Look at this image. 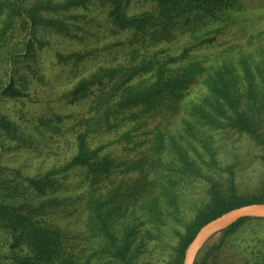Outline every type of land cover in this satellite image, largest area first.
<instances>
[{
  "label": "trees",
  "instance_id": "16d2710c",
  "mask_svg": "<svg viewBox=\"0 0 264 264\" xmlns=\"http://www.w3.org/2000/svg\"><path fill=\"white\" fill-rule=\"evenodd\" d=\"M23 1L0 0V48L13 31L31 35L24 45L26 55H33L45 45L41 31L75 37L93 28L110 38L113 35V40L87 50L58 51V61L77 64L96 53L129 46L123 61L98 66L70 91L75 100L94 95L89 115L79 122L73 156L58 168L6 183L9 194L0 197V227L7 252L1 259L6 257L10 264H90L105 259L136 264L139 248L132 238L133 228L122 236L112 228L118 213L133 201L147 208L148 219H155L166 192H159L160 186L166 188L182 176L203 177L208 162L209 168L218 165L213 154L207 163L202 155V162L190 156V149L198 147L176 129L179 119L182 130L193 132L199 125L209 138L217 131L247 134L262 146L264 160V46L256 52L257 58L218 67L190 58L186 40L182 48L178 46L185 36L190 40L220 30L240 0H143L150 7L136 13L130 10L132 0H35L28 6ZM125 31H132L124 36L127 40L117 38ZM94 35L100 40V35ZM15 76L1 86L2 94L24 95ZM198 80L205 87L201 99L185 102ZM0 132L18 145L31 143V137L20 134L4 116ZM113 141L122 143L128 153L117 156L107 151ZM134 147L138 152L129 157ZM76 167L83 170L85 185L73 198V210L79 221L83 218L85 229L73 232L47 215L56 212L58 201L70 198L56 194L57 176ZM211 182L209 200L181 234L170 264L184 263L186 249L207 222L231 209L264 203L262 197L238 196L233 184L225 192L220 182ZM18 192L24 197L20 199ZM262 219L242 218L221 234L227 237L246 221ZM200 253L195 264H208L209 255Z\"/></svg>",
  "mask_w": 264,
  "mask_h": 264
},
{
  "label": "rangeland",
  "instance_id": "374dc122",
  "mask_svg": "<svg viewBox=\"0 0 264 264\" xmlns=\"http://www.w3.org/2000/svg\"><path fill=\"white\" fill-rule=\"evenodd\" d=\"M33 2L35 0H24L23 4L28 6ZM149 7L143 0L130 2L132 13ZM230 16V21L222 23L220 30L216 32L190 40L187 36L181 38L179 48L183 47L186 40L191 47L190 58L199 59L211 67H218L227 62L239 66L243 58H257L256 52L264 46V0H240V5L231 9ZM40 33V36L45 38V45L33 55L25 53L24 41L31 37L26 32L20 34L13 31V36L0 48V117L12 120L20 134L31 137V143L23 146L4 137L0 132V197L9 194L6 191L7 182L43 174L62 166L73 156L75 136L80 129L79 122L83 116L89 115L94 95L75 100L70 91L98 66L123 61L129 46H125L122 51L111 49L96 53L80 63L64 65L57 59L58 51L87 50L113 40L114 36L110 38L108 33H100L95 28L91 29L90 33L75 37L48 31ZM94 34L100 35V40H97ZM131 34L132 31H125L124 34L117 35V38L127 40L128 37L124 36ZM15 65H18L16 76L13 73ZM13 75L18 86L24 88L25 93L22 96L11 97L2 94L1 86H6ZM204 91V85L198 80L192 85L184 101L197 103ZM182 126L184 123L179 119L176 129L181 130L185 140L198 147V150L190 149V156L202 162V155L207 163L213 154L218 160V165L217 168L213 165L209 168L208 162L205 165V168L209 169L207 175L182 176L176 181L174 179L166 188L160 186L159 192L162 189L166 192L162 208L157 211L155 219H148L144 215L147 208L143 204L133 205V201H129L128 208L122 209L124 212L118 213L112 228L119 236H122L127 228H133L132 238L139 248L136 264L171 263L177 254L176 248L181 234L185 232L198 210L209 200L212 179L220 182L225 192H228L233 184L238 196L264 198L263 149L256 140L235 131H217L209 138L204 132L205 128L199 125L193 129L194 133L182 130ZM197 129H200V132ZM145 147L140 146L138 149ZM107 148V151L117 156L128 153L124 145L117 141L110 143ZM138 149L134 147L129 151V157L137 154ZM57 178L59 191L56 194L70 198L68 201H58L54 210L56 212L49 213L47 217L73 232L84 230L83 218L79 221L77 211L73 210V198L85 185L83 170L72 168ZM78 183L80 185H77ZM17 196L21 199L24 193L18 192ZM76 222L79 223L78 227ZM1 234L0 227V256H3L7 250ZM211 248L213 251H210ZM200 254L201 257L209 255L208 264H264V219L248 220L227 237L221 233L212 237ZM5 258L0 257V264H10ZM90 264L118 263L105 259L97 262L92 260Z\"/></svg>",
  "mask_w": 264,
  "mask_h": 264
},
{
  "label": "water",
  "instance_id": "95a60500",
  "mask_svg": "<svg viewBox=\"0 0 264 264\" xmlns=\"http://www.w3.org/2000/svg\"><path fill=\"white\" fill-rule=\"evenodd\" d=\"M242 218H264V203H252L231 209L204 224L186 249L183 264H195L200 251L212 237Z\"/></svg>",
  "mask_w": 264,
  "mask_h": 264
}]
</instances>
